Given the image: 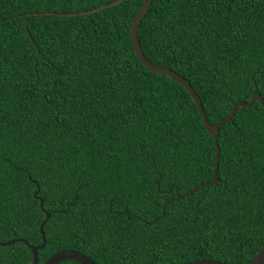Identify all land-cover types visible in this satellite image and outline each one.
<instances>
[{"label": "trees", "instance_id": "16d2710c", "mask_svg": "<svg viewBox=\"0 0 264 264\" xmlns=\"http://www.w3.org/2000/svg\"><path fill=\"white\" fill-rule=\"evenodd\" d=\"M113 1L0 0V243L40 245L48 213L38 264H246L264 245V105L220 127L218 182L176 199L212 181L215 146L186 90L135 56L144 0L38 18ZM136 34L211 124L264 101V0H151ZM31 261L0 246V264Z\"/></svg>", "mask_w": 264, "mask_h": 264}, {"label": "water", "instance_id": "95a60500", "mask_svg": "<svg viewBox=\"0 0 264 264\" xmlns=\"http://www.w3.org/2000/svg\"><path fill=\"white\" fill-rule=\"evenodd\" d=\"M126 0H115L109 4L100 6L98 8H94L91 10H87V11H81L78 13H42L38 15V18H41L45 15H56V16H82V15H91L93 13H96L98 11L104 10V9H108V8H112V7H116L117 5H119L120 3H123ZM151 3V0H144L143 4L139 10V12L136 14V16L134 17L131 26H130V40H131V44H132V48L133 51L135 53L136 58L138 59V61L150 72H154V73H158V74H163L169 78H171L172 80L178 82L185 90L186 92L190 95V97L192 98L199 116L201 118V121L203 123L204 129L206 130V132L211 135L213 137L214 140V146H215V163H214V168H213V179L210 182L207 183H201L198 184L196 187H194L191 191L187 192L185 195H183L182 197L177 196L176 199L179 198H183L186 197L187 195H189L191 192L195 191L198 188H201L202 186H210L213 185L215 183L218 182V176H217V170H218V164H219V147H218V140H217V135L219 132V129L222 125H224L225 123H227L228 121H230L234 114L235 111L238 107H247L252 105L255 101L260 102L262 105H264V101L262 100V97L259 96L256 92L252 95V97L249 99L248 102H237L235 104H233V106L231 107V110L228 114V116L221 120L219 123L217 124H211L201 105L200 99L199 97L195 94L194 90L192 89V87L184 80V78H182L181 76H179L177 73H175L174 71L170 70L168 67H164L161 65H157V64H153L151 62H149L144 55L142 54L141 50H140V46L138 43V39H137V34H136V30H137V26L140 23V21L142 20V18L144 17V15L146 14L149 5ZM34 196H36V193L34 194ZM40 207H42V201H40ZM46 216L45 218L42 220L40 226H39V231L40 234L42 236V243L38 246H32L30 244H28L24 239H15V240H10L8 242H3L0 243V246H6V245H10L12 243L16 242H22L25 243L26 246L30 249L31 254H32V261L31 264H38V255L37 252L39 249H42L45 246V238H44V233L42 231V228L44 226V224L46 223L49 214L45 213ZM65 260H69V261H75L78 264H97L94 261H92L90 258H88L87 256H85L84 254L74 251V250H61L59 252H56L55 254L51 255L47 260H45V262L43 264H58L60 262H63ZM264 262V245L259 249V251L255 254V256L246 264H262ZM184 264H227L224 262H219V261H215V260H202V259H198V260H194V261H190Z\"/></svg>", "mask_w": 264, "mask_h": 264}]
</instances>
